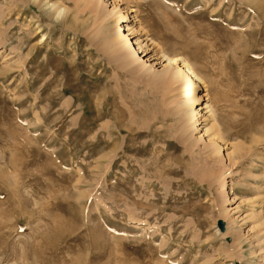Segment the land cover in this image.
Here are the masks:
<instances>
[{
	"label": "rangeland",
	"instance_id": "1",
	"mask_svg": "<svg viewBox=\"0 0 264 264\" xmlns=\"http://www.w3.org/2000/svg\"><path fill=\"white\" fill-rule=\"evenodd\" d=\"M0 264H264V0H0Z\"/></svg>",
	"mask_w": 264,
	"mask_h": 264
},
{
	"label": "bare ground",
	"instance_id": "2",
	"mask_svg": "<svg viewBox=\"0 0 264 264\" xmlns=\"http://www.w3.org/2000/svg\"><path fill=\"white\" fill-rule=\"evenodd\" d=\"M88 1H90V0H88ZM54 5L55 4H52V6H54ZM56 11H57L58 16H60V14H62L64 9L57 8ZM133 11H134V9H133ZM135 11H136V9H135ZM120 20H121V22L125 21L124 17H122V16L120 17ZM122 30H124V29H122ZM129 38L130 37H129L128 33H126L125 31H122L120 33V36L116 37V40L118 42H120L124 46V48H126L128 50H132V53L134 54V58H136V60L138 62L139 55H137V54L135 55V53H137L136 48L135 47L133 48V43L130 42L131 40H129ZM162 58H163V61H166V67L167 68L165 71H163L159 75L167 74L168 72H170V69L173 68L174 71H173V73L171 71V76L180 77V78L184 79V83H185L186 87H188V89H189V92H188L189 99H190V101L193 102L197 97V95L195 94V87L196 86H195V82L193 80V77L196 76V74L194 73L190 63L184 58H177V57L175 58V57H170V56H166V55H163ZM141 62L144 63L143 61H141ZM176 62H178V64H176ZM142 66H145V64ZM197 100H199V97L197 98ZM195 102H196V100H195ZM207 107H209V111H211L210 116L215 120V114L213 113L211 105L208 104L205 106V108H207ZM197 113L198 112H197L196 106H193V108H191V111H190V119H193L197 115ZM194 120H196V119L194 118ZM210 129H213L212 133L214 134V136H216L215 139H221L222 138L216 124H212ZM205 132H207V131H205ZM215 143H217V142H215V140H213L212 144L215 145L218 150H220V146L216 145ZM224 182H225V180H224ZM224 182H223V184H224ZM220 185H222V184H220Z\"/></svg>",
	"mask_w": 264,
	"mask_h": 264
}]
</instances>
